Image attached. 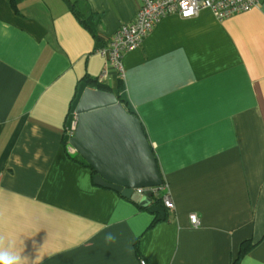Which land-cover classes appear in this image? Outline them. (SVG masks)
I'll return each instance as SVG.
<instances>
[{"label":"crops","instance_id":"0c3cea01","mask_svg":"<svg viewBox=\"0 0 264 264\" xmlns=\"http://www.w3.org/2000/svg\"><path fill=\"white\" fill-rule=\"evenodd\" d=\"M141 1L0 0V235L25 264H264V0L166 17L122 58L174 209L100 186L71 145L90 80L119 94L98 50Z\"/></svg>","mask_w":264,"mask_h":264},{"label":"water","instance_id":"95a60500","mask_svg":"<svg viewBox=\"0 0 264 264\" xmlns=\"http://www.w3.org/2000/svg\"><path fill=\"white\" fill-rule=\"evenodd\" d=\"M78 128L71 145L97 173L96 182L141 207L152 204V193L137 189L164 183L152 147L139 119L115 94L85 90L78 106Z\"/></svg>","mask_w":264,"mask_h":264},{"label":"built area","instance_id":"2783aa9c","mask_svg":"<svg viewBox=\"0 0 264 264\" xmlns=\"http://www.w3.org/2000/svg\"><path fill=\"white\" fill-rule=\"evenodd\" d=\"M259 6L260 0H142L133 22L121 26L109 40L108 45L98 50V53L106 57V69L100 80L104 82L111 70L123 78V56L139 48L149 33L166 17L177 15L182 19H191L203 10H210L219 21H224L248 13ZM162 186L142 188L137 191L141 194L151 192L153 202L174 209L171 197L168 194L160 195ZM190 219L194 227L200 225L197 215L192 214ZM139 262L149 264L143 258Z\"/></svg>","mask_w":264,"mask_h":264},{"label":"clouds","instance_id":"9594fccd","mask_svg":"<svg viewBox=\"0 0 264 264\" xmlns=\"http://www.w3.org/2000/svg\"><path fill=\"white\" fill-rule=\"evenodd\" d=\"M106 239L114 241V237L109 234ZM25 257L21 256L14 250V243L6 240L0 235V264H25Z\"/></svg>","mask_w":264,"mask_h":264},{"label":"trees","instance_id":"16d2710c","mask_svg":"<svg viewBox=\"0 0 264 264\" xmlns=\"http://www.w3.org/2000/svg\"><path fill=\"white\" fill-rule=\"evenodd\" d=\"M70 7H71L72 10L75 12V10H74V6L71 5ZM77 16H78V14H77ZM98 42H99V41H98ZM98 47H102V46L100 45V46H98ZM89 80H90V79H89ZM90 81H92V83L95 85L96 90H101V91H105V92H111V88H110V87H108V86H106V85H104V84H99L97 80H90ZM122 86H123V79H122V77L119 76V94L117 95V98H118V101H119L121 104L124 105L125 102H124V100L122 99V97L120 96V92H121V90H122ZM125 105H126V104H125ZM125 105H124V107L127 108V106H125ZM82 161H83V163H84L85 166H87L88 168H91V167H90V166H89L84 160H82ZM91 169L93 170V175H96L94 169H93V168H91ZM252 248H253V246H252L251 244H248V243L243 244V247H242V250H241V252H242V256L246 255V254H247ZM242 256H241V257H242Z\"/></svg>","mask_w":264,"mask_h":264}]
</instances>
